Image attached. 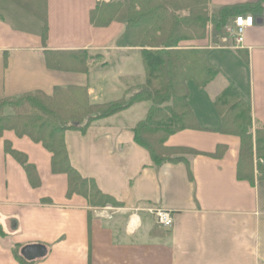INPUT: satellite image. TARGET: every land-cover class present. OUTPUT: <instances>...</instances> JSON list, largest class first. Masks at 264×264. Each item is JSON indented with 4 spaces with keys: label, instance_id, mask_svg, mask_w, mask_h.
Wrapping results in <instances>:
<instances>
[{
    "label": "crops",
    "instance_id": "1",
    "mask_svg": "<svg viewBox=\"0 0 264 264\" xmlns=\"http://www.w3.org/2000/svg\"><path fill=\"white\" fill-rule=\"evenodd\" d=\"M111 1L122 4L114 20L107 27L92 25V12ZM258 1L46 0L43 37L42 20L12 0H0V100L33 92L50 96L59 87H86L92 105L129 97L146 82L142 49L127 44L130 7L162 6L187 15L196 6L216 13ZM253 17L240 49L213 46L209 37L186 44L207 50L219 76L204 89L188 83L199 129L178 132L166 145L200 154L188 155L187 162L153 163L133 132L150 102L96 121L85 133H65L72 167L121 204L112 220L97 217L94 209L103 207L84 196H68V177L53 173L52 154L42 144L4 132L0 264H264V172L254 160L252 173L239 177L241 141L222 133L214 106L223 89L233 86L251 107L253 124L264 127V4ZM77 51L91 56L87 73L66 68ZM7 144L35 168L38 186L6 152ZM159 209L171 213V228L157 225L150 210ZM25 247H41L44 255L28 260Z\"/></svg>",
    "mask_w": 264,
    "mask_h": 264
},
{
    "label": "trees",
    "instance_id": "2",
    "mask_svg": "<svg viewBox=\"0 0 264 264\" xmlns=\"http://www.w3.org/2000/svg\"><path fill=\"white\" fill-rule=\"evenodd\" d=\"M27 12L45 23L43 37H46V0H39L36 7L24 0H12ZM264 0L256 3L224 6L211 13L208 6L192 7L187 16L178 9L150 6L129 8L126 27L127 44L130 48H141L146 82L133 95L122 99L92 105L86 87H59L52 95L43 92L27 93L15 98L0 100V137L6 131H13L18 137H28L42 144L52 154V171L68 177V196H84L94 207H120L115 199L103 194L95 181L84 179L70 163L65 133H85L99 120L110 118L129 110L142 102L151 106L145 119L134 129L136 143L146 149L155 165L187 162L188 155H198L189 148H170L167 140L184 130L199 129L189 106L188 83L193 82L204 89L218 76V69L208 59L207 50L193 44L208 37V25H212V44H218L220 34L229 22L237 16L261 14ZM122 8L120 2L101 3L91 15L95 27H107ZM110 14V16H108ZM88 51L70 54L68 70L88 72ZM49 67L64 69L48 62ZM214 106L221 117V131L236 136L241 141L239 177L248 171L252 173L255 159L264 160V127H254L251 107L240 97L233 86H227L214 100ZM224 147L217 155H222ZM6 152L11 154L26 170L33 186L39 185L35 168L24 154L16 152L7 144ZM264 171V165L258 164Z\"/></svg>",
    "mask_w": 264,
    "mask_h": 264
},
{
    "label": "built area",
    "instance_id": "3",
    "mask_svg": "<svg viewBox=\"0 0 264 264\" xmlns=\"http://www.w3.org/2000/svg\"><path fill=\"white\" fill-rule=\"evenodd\" d=\"M231 24L227 28V36L222 38V42L225 45L230 44L232 49H240L244 45V34L248 28L253 27L254 18L252 15H244L237 16L231 21ZM262 165H264V161H259ZM140 211L136 210L135 212ZM119 213L118 209H114L111 207H105L101 209L95 210V214L97 217L102 219L111 220L115 215ZM150 213H153L156 218V223L159 227L169 229L173 225V217L170 212L165 210H150ZM132 219H134L132 217ZM131 227V226H130Z\"/></svg>",
    "mask_w": 264,
    "mask_h": 264
},
{
    "label": "rangeland",
    "instance_id": "4",
    "mask_svg": "<svg viewBox=\"0 0 264 264\" xmlns=\"http://www.w3.org/2000/svg\"><path fill=\"white\" fill-rule=\"evenodd\" d=\"M25 2H27L28 4H30V5H32V6H37V3H39V0H24ZM158 7V6H157ZM22 12V11H21ZM211 12V11H210ZM22 13H24V12H22ZM189 13V12H188ZM188 13H187V15H188ZM211 13H213V12H211ZM25 14V13H24ZM179 14H181V15H183V16H187V15H185V14H183V11H180L179 10ZM231 20H229V22L225 25V27L223 28V30H222V32H221V34H220V36L221 37H226L227 36V28L230 26V25H232L231 24V22H230ZM208 37L210 38V41H211V43H212V37H211V32H212V25L210 24V25H208ZM218 40H219V43L218 44H213V46H223V45H225L223 42H222V38H218ZM184 46H186V44H183L182 45V47H184ZM151 106V105H150ZM254 125V124H253ZM255 126L256 125H254V127L252 128V130H251V132L252 133H254V131H255ZM256 160V162L258 163V164H261L259 161L260 160H262V159H255ZM264 161V160H263ZM262 165V164H261ZM143 222H145V219H144V217H143Z\"/></svg>",
    "mask_w": 264,
    "mask_h": 264
},
{
    "label": "water",
    "instance_id": "5",
    "mask_svg": "<svg viewBox=\"0 0 264 264\" xmlns=\"http://www.w3.org/2000/svg\"><path fill=\"white\" fill-rule=\"evenodd\" d=\"M44 255V250L41 247H25L22 250V256L28 260L37 259Z\"/></svg>",
    "mask_w": 264,
    "mask_h": 264
}]
</instances>
